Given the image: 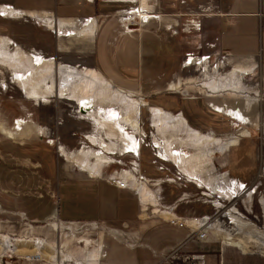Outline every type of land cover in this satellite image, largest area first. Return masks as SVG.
<instances>
[{"label":"rangeland","instance_id":"obj_1","mask_svg":"<svg viewBox=\"0 0 264 264\" xmlns=\"http://www.w3.org/2000/svg\"><path fill=\"white\" fill-rule=\"evenodd\" d=\"M149 1L139 0L133 3L132 8L125 11L139 9L138 13L131 16L129 30L146 25L151 21H157L156 18H150L145 22L140 17L138 18L143 14L156 15L146 9L145 6ZM125 12L122 14H126ZM165 19L166 23H169L168 21L172 18L166 17ZM117 20L119 21V18ZM184 21L180 20L179 23ZM86 23L84 26H88ZM180 24L175 28L183 35ZM31 26L25 28L22 34H16L14 39H11L12 42L5 37L2 38L10 42L11 50L22 48L24 51L21 50L27 55L57 64L71 65L79 70H94L93 61L90 58L74 56L71 58L64 53H59L56 32L41 27L43 31L38 34L32 30ZM68 29H63L64 36L72 30ZM192 31L191 28L188 33H184L188 42L196 36ZM146 44L144 42V45ZM197 47L188 55L199 60H196L194 65H185L186 68L182 71V81L190 85V92L187 91L190 96L212 93L211 96L221 98L223 105V115L218 120L213 121L212 117L200 114V119L204 122L200 129H195L196 126L186 121L192 129L201 134L219 139V142L211 141L212 146L207 148L208 154L213 153L214 155L203 176L209 187L204 186L203 182L199 185L195 180L181 174L175 162L167 154L166 148L156 147L155 143L159 136L153 127L154 118L149 112V107H155V105L147 99L123 91L131 96V101L143 102L138 117L140 131L136 134L141 144L140 151L139 153H124L123 136L112 130L109 124L102 129L97 119L81 112L76 100H66L56 95L51 97L31 95L16 81L15 77L13 78L14 72L6 65L0 64V131L14 139L12 146L16 150L15 154L19 155L23 151L22 143L31 142L30 145L24 147L28 155L25 159L30 160L26 166L31 168L26 169L25 172L22 171V162L18 163L17 160L12 159V156H7L5 143H0V247L1 244H7L16 248L14 252H12L13 248H8L9 250L3 253L0 252V264H55L47 255H57L56 252L60 258L66 260L61 264H75L76 261L81 263L76 258L81 255L85 256L86 253H91L90 257L94 259L95 255L91 251L95 246L94 244L91 246V240L95 238L97 232L86 224H67L58 219V217L61 219L65 217L83 218L79 209L72 204L70 192L71 189L80 193L86 191L84 185L75 183L78 176L66 177L63 165H76L62 156L60 152L62 147L69 154H78L86 150L104 153L107 161L102 167L101 177L106 181L109 174L117 172L122 175L125 172L128 173V181L131 185L134 181L143 184L149 194L141 214L143 217L148 214L150 218L147 222L168 217L162 214L165 212L171 214L170 210L173 208L172 213L176 216L209 217L207 223L211 228L207 231L208 240L200 242L195 238L192 239L189 243L190 247L186 246L182 250L181 246L177 248L176 260H165V255L163 263L264 264V114L257 113L256 116L249 118L238 117L232 112L224 114L225 106L233 105V101L254 100L259 104L264 99V77L259 67L257 68L254 64L246 65L242 60H238V65H229L228 57L214 51L213 48H208L207 45H200L201 48L198 49ZM202 66L206 67L205 70L200 68ZM205 77L209 81L206 88L210 93L201 88L207 82ZM161 110L167 112L164 109ZM169 114L176 117L181 115L176 112ZM1 119H4L5 123ZM104 119L110 122L107 116ZM125 131L130 136L135 135L129 128ZM244 132H248L249 136L243 138ZM176 134L179 138L183 137L182 132H176ZM87 137L90 138L92 144ZM236 139H239L240 143L232 148L231 140ZM104 143L107 148L115 151L114 154H108L106 148H99ZM181 151L188 155L197 153L192 146H182ZM39 157L46 158L47 166L46 174L43 170L39 171L41 176L37 174L38 169L35 167V162L39 160ZM92 161L95 160L92 159ZM251 161L254 163L251 164ZM55 162H57L56 168ZM17 170L19 172H15ZM9 172H11L9 177H16L12 178L13 183L9 178L8 184L7 173ZM45 177L46 186L44 185ZM221 182L223 189L231 183L236 186L240 185L241 189L235 195L229 196L228 190L223 191L218 186ZM45 187L48 193H52L53 190L57 193L54 199L56 205L52 207L56 218L50 224H33L21 213L19 208L22 205L18 203H21L23 199L21 198L23 192L25 194L30 192V197L33 199L39 197ZM133 187V190L139 193V188L136 185ZM6 190L7 192H4ZM250 192L251 194L248 195ZM221 193H223V198L217 195ZM18 194L19 197H17ZM48 200L49 197L41 199L38 206H35L33 200L26 201L25 207L34 209V211L45 210V205L49 204ZM46 214L47 212L41 216L43 220ZM233 219L239 225H236ZM226 230L231 232L234 243L241 244L242 249L225 242L227 236L224 235V231ZM38 253L44 254V257L35 258L34 256Z\"/></svg>","mask_w":264,"mask_h":264},{"label":"crops","instance_id":"obj_2","mask_svg":"<svg viewBox=\"0 0 264 264\" xmlns=\"http://www.w3.org/2000/svg\"><path fill=\"white\" fill-rule=\"evenodd\" d=\"M135 2L139 0H0V37L11 41L16 34H22L31 25L38 34L43 31L41 27L54 31L59 53L71 58H90L95 67L93 71L114 88L143 97L156 108L169 113H180L187 123L198 129L204 124L200 114L212 117L213 121L218 120L223 115V105L219 96H211L212 93L207 90L209 81L206 77L207 82L201 88L210 95L188 94L190 85L182 81V71L188 64L186 62L183 65V59L196 50L195 47L199 45L198 49L200 45H207L213 48L228 57L229 65H238V60L246 65L254 64L264 77V0H150L145 7L158 15L159 19L125 30L117 18L132 8ZM166 17L172 18L169 23H166ZM85 20L92 21L84 26ZM180 20L186 22L180 24ZM189 21L198 26L192 28L197 37L193 36L191 42L184 36L188 32L181 30L182 35L175 28ZM68 28L72 30L64 36V30ZM144 42L147 44L144 45ZM196 60L199 59H195L193 65ZM205 66L200 68L205 69ZM233 103L225 106L224 114L232 112L243 118L264 114V99L259 104L254 100ZM0 143H5L7 156H12L18 163L22 162L23 172L31 169L26 166L30 160L25 159L28 155L24 150L31 142L22 143L23 151L19 155L15 154L16 150L12 146L14 139L1 131ZM69 162L75 164L72 160ZM35 163L37 174L41 176L40 170L46 174V158L39 157ZM56 165L57 162L55 168ZM75 165L63 166L66 177L76 175L78 178L75 183L86 187L84 193L72 189L70 192L72 204L79 209L83 218L58 219L67 224H86L97 232L91 240V246H95L91 251L95 255L94 259L90 257L91 253H86L85 256L77 257L76 260L81 263L76 261L75 264H90L94 261L96 264H166L162 261L165 255L180 246L181 250L190 247L192 239L189 229L171 224L170 218L163 216L147 222L150 217L141 214L143 205L136 190L120 189L109 184L101 177L102 169L97 175H92L88 169ZM7 175L9 184L10 179L16 176L13 174L14 177H9L11 172ZM30 194H22L23 199L18 203L22 205L19 208L21 213L33 224L53 223L56 218L52 208L56 205V191L48 193L45 187L39 197L33 199ZM46 197H49V204L45 205V210L26 209V201L33 200L38 206L41 199ZM45 212L47 214L43 220L41 216ZM31 213L33 216H29ZM63 261L66 260L58 257L59 263H52L61 264Z\"/></svg>","mask_w":264,"mask_h":264},{"label":"bare ground","instance_id":"obj_3","mask_svg":"<svg viewBox=\"0 0 264 264\" xmlns=\"http://www.w3.org/2000/svg\"><path fill=\"white\" fill-rule=\"evenodd\" d=\"M139 17L141 19L145 16L139 15L138 18ZM48 25L50 27L52 26L51 23H48ZM9 46L10 42L0 37V64H4L6 67L10 68L14 72L13 78L15 77L16 81L24 86L31 95H43V97L56 95L66 100L74 99L77 101L81 112L89 114L92 118L97 119V123L102 129H105L104 127L109 124L112 130L120 135L121 133H126L131 143L134 145L136 144L137 140L134 139V136H130L125 130L129 128L133 130L135 135L140 131L138 117L143 102L137 103L131 101V96L129 94L114 88L110 83L105 81L100 74L93 70H79L77 67H72L70 65L57 64L43 58L27 55L19 48L11 50ZM193 62L188 61L187 64L191 65ZM149 112L154 118L153 127L157 130L159 136V139L155 143L157 145L156 147L160 149L166 148L167 154L175 162L181 174L195 180L199 185L203 182L204 186L209 187L203 176L204 171L208 170V163L214 158V155L213 153L208 154L207 148L212 146L211 141L219 142V139L208 137L192 129L181 115L176 117L154 106L149 107ZM105 116L110 119V122L104 119ZM176 132H182L183 134L181 135H183V137H177L178 134H176ZM242 136L248 137L249 133L244 132ZM88 139L90 140V138ZM238 144L239 139L231 140V147H236ZM106 146L104 143V145H101V148L105 147L108 154H114L115 151H113L111 147V149H109V147L107 148ZM182 146H192L197 153L195 155H188L186 152L183 153L181 151ZM124 149L129 153L131 147L128 144ZM60 152L64 158L66 157L72 160V162L82 169H89L92 175H97L101 171L103 165L105 166V161H107V157L101 152L86 150L78 154H69L63 147L60 148ZM92 159L95 161H92ZM128 180L129 177H127V181ZM133 185L139 188L141 202L142 205L145 206L147 195L149 194L147 189L143 184H139L137 181H134ZM218 186L222 188V182L218 183ZM240 189V185L236 186L232 183L227 188H222L223 191L228 190L229 196L235 195ZM250 194L251 192L248 193V195ZM217 195L223 198V193ZM168 214L169 212H165L163 215L167 216ZM233 222L239 225L236 220ZM224 232V235L227 236L225 239L226 242L242 249L241 244L234 243L230 231L226 230ZM8 248H13L12 252L16 249L12 245L1 244L0 252L3 253L9 250ZM47 256L52 262H58V253L57 255ZM34 257H44V254L38 253ZM93 263L96 264L95 261L91 264Z\"/></svg>","mask_w":264,"mask_h":264},{"label":"built area","instance_id":"obj_4","mask_svg":"<svg viewBox=\"0 0 264 264\" xmlns=\"http://www.w3.org/2000/svg\"><path fill=\"white\" fill-rule=\"evenodd\" d=\"M137 11H138L137 9H133V10L131 9L128 12H125L126 14H121L118 17L120 25L124 29H126V30L129 29V25L131 23L130 22L131 21V16H132V14L138 13ZM143 16H145V17L141 18V19H142V21H145V22H147L150 18L151 19L152 18L159 19L158 15L148 16V15H144L143 14ZM88 21H92V20H85V22H88ZM197 27L198 26L195 23H193L192 21H189V23L184 24L182 26L181 30L184 31V32H189L191 28H197ZM66 35H69V33L66 34ZM186 57L187 58H186L185 62L183 63V65H185L186 62H188V61L193 62L195 60V58L193 56L187 55ZM121 135L124 138L123 147L125 148L126 145L129 144V146L131 147L129 153H139L141 144H140L139 140L137 139L136 135H134V139L137 140L135 145L131 143V140L129 139V137L126 136V133H123V134L121 133ZM99 148H101V147L99 146ZM124 148H123V151L125 153H128V151L126 149H124ZM126 175L127 174L125 172L122 175H120V173L114 172L112 174H109L106 177V179L109 182V184H111L113 186H116L117 188H120V189H134V187L127 181L128 175H127V177H126ZM173 209L170 210L171 214L169 212V214L167 215L168 218H170L169 222L171 224H174V225H176V226H178L180 228L184 227V228L189 229L190 232H191L190 239H194L195 238L197 241H200V242L208 240L209 237L207 236V231L211 228L210 225L207 223L208 220H209V217L203 216L202 218H199V217L179 218V217H177L176 215H174L172 213ZM177 252H178L177 249L172 251V252H170L169 254H167L164 257V259L165 260L168 259V260H171V261L176 260L177 259V255H176Z\"/></svg>","mask_w":264,"mask_h":264},{"label":"trees","instance_id":"obj_5","mask_svg":"<svg viewBox=\"0 0 264 264\" xmlns=\"http://www.w3.org/2000/svg\"><path fill=\"white\" fill-rule=\"evenodd\" d=\"M185 118V117H184ZM186 119V118H185ZM188 124H190V123H188ZM196 129V128H195Z\"/></svg>","mask_w":264,"mask_h":264}]
</instances>
